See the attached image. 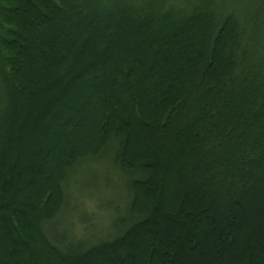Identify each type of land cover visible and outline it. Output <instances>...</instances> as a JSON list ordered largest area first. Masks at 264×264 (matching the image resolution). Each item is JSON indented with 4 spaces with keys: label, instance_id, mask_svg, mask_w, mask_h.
Listing matches in <instances>:
<instances>
[{
    "label": "trees",
    "instance_id": "1",
    "mask_svg": "<svg viewBox=\"0 0 264 264\" xmlns=\"http://www.w3.org/2000/svg\"><path fill=\"white\" fill-rule=\"evenodd\" d=\"M219 13L0 0V264H264V54ZM100 157L121 192L91 244L63 208L70 174ZM65 214L72 245L46 234Z\"/></svg>",
    "mask_w": 264,
    "mask_h": 264
},
{
    "label": "rangeland",
    "instance_id": "2",
    "mask_svg": "<svg viewBox=\"0 0 264 264\" xmlns=\"http://www.w3.org/2000/svg\"><path fill=\"white\" fill-rule=\"evenodd\" d=\"M214 3L216 10L221 13H219V15L227 16L229 14H232L238 20L242 33V49H246L247 53L253 50L256 54L263 55L264 23L260 24V28L258 30L253 24L252 17L250 16L251 14L248 13V10L251 9L254 4V1L214 0ZM255 42H257V45H254ZM100 160L101 169L97 167V161L99 162ZM97 161L89 159L87 161L81 162V165L77 168L78 172L76 171L75 173L70 174L69 178L74 179H72V181L68 180L66 182V185L68 184L70 187L72 186V188L68 192L72 199L69 198L70 200L67 201L66 207L63 208L64 211L65 208H72L69 211L68 217L70 216L71 211L72 215L77 212V214H75L71 219H73L76 223V227L81 230L80 235L84 239L88 240L91 238V244L97 243V241L101 239V235L99 232L107 233L111 228L108 223V219H102L105 215V213H102L100 215V218L102 220H100L99 222V232H97L96 219L99 218H97V216L99 215V209L101 208L100 203L102 201L103 203L106 202V204L112 203L120 196L121 192V183H118L119 181L114 175L117 171L114 165H110L109 168V161L104 159L103 157H100ZM117 175L120 176V173H118ZM84 209L87 211H85ZM91 211H93L92 214L89 213ZM65 216L66 214L60 216L58 218V223L55 222L52 226H50V233L47 232L46 234H48L49 236H56L60 239H66V242H68L69 245H72L73 243H77V241L81 239L77 238L80 235H77L74 230L75 227L70 224L73 220H71V222H67V218ZM111 217H113L112 222H114L120 216H116L115 219L113 215H111ZM89 221L96 223L89 224Z\"/></svg>",
    "mask_w": 264,
    "mask_h": 264
}]
</instances>
